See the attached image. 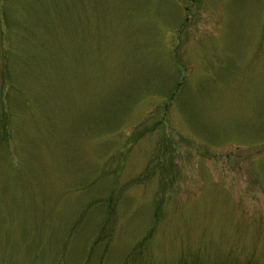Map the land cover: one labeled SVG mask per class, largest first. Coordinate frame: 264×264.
<instances>
[{
    "label": "rangeland",
    "instance_id": "1",
    "mask_svg": "<svg viewBox=\"0 0 264 264\" xmlns=\"http://www.w3.org/2000/svg\"><path fill=\"white\" fill-rule=\"evenodd\" d=\"M0 264H264V0H0Z\"/></svg>",
    "mask_w": 264,
    "mask_h": 264
}]
</instances>
